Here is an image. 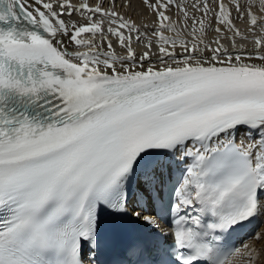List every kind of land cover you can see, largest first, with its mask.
Masks as SVG:
<instances>
[{
  "label": "snow or ice",
  "instance_id": "obj_1",
  "mask_svg": "<svg viewBox=\"0 0 264 264\" xmlns=\"http://www.w3.org/2000/svg\"><path fill=\"white\" fill-rule=\"evenodd\" d=\"M141 2L0 0V264H264V0Z\"/></svg>",
  "mask_w": 264,
  "mask_h": 264
},
{
  "label": "rangeland",
  "instance_id": "obj_2",
  "mask_svg": "<svg viewBox=\"0 0 264 264\" xmlns=\"http://www.w3.org/2000/svg\"><path fill=\"white\" fill-rule=\"evenodd\" d=\"M119 4L123 5L124 0H119ZM131 4H132V7L130 8L125 9L123 7H119L117 10L120 11L126 17L133 19L136 23H142V24L149 23L150 24L155 19V16L153 14L149 15L148 9L142 4L141 0H139V2L135 0H131ZM169 14L174 16L175 12L173 11L172 13H169ZM149 16H151L150 21H148ZM214 35L215 33H212L209 38L214 37Z\"/></svg>",
  "mask_w": 264,
  "mask_h": 264
},
{
  "label": "bare ground",
  "instance_id": "obj_3",
  "mask_svg": "<svg viewBox=\"0 0 264 264\" xmlns=\"http://www.w3.org/2000/svg\"><path fill=\"white\" fill-rule=\"evenodd\" d=\"M135 1H137V2H139V0H135ZM73 2H77V0H73ZM93 2H94V0H93ZM140 7V6H139ZM149 15H151V13H149ZM153 16V15H152ZM148 18V17H147ZM150 18H151V16H149V19H148V21H150ZM153 19V18H152ZM173 19H175V15L173 16ZM137 21V20H136ZM152 23V22H151ZM150 23V24H151ZM137 25H143L142 23H137ZM237 26L238 27H240V28H244L245 26L244 25H241V24H239V23H237ZM223 43H225V44H228L229 42H228V40H224L223 41ZM249 48H251V45H249L248 46ZM231 50V49H230ZM117 51L119 52V49H117Z\"/></svg>",
  "mask_w": 264,
  "mask_h": 264
}]
</instances>
